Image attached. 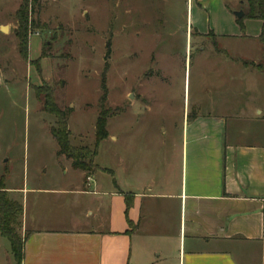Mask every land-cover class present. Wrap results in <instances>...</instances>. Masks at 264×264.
<instances>
[{
    "label": "crops",
    "instance_id": "obj_1",
    "mask_svg": "<svg viewBox=\"0 0 264 264\" xmlns=\"http://www.w3.org/2000/svg\"><path fill=\"white\" fill-rule=\"evenodd\" d=\"M237 7L245 14L242 0ZM213 35L240 48H198V91L180 114L169 108L162 131L172 142L122 146L114 172L101 177L87 178L65 159L60 175L27 174L20 187H6L23 208L21 264H264L261 33ZM208 51L216 58L211 74ZM178 128L181 144L172 136Z\"/></svg>",
    "mask_w": 264,
    "mask_h": 264
},
{
    "label": "rangeland",
    "instance_id": "obj_2",
    "mask_svg": "<svg viewBox=\"0 0 264 264\" xmlns=\"http://www.w3.org/2000/svg\"><path fill=\"white\" fill-rule=\"evenodd\" d=\"M238 1L38 0L28 18L23 57L16 18L23 0H0V177L6 187H20L27 174H62L57 167L66 158L58 155L50 132L56 120L43 112L38 88L42 94L49 89L66 113L70 145L96 153L94 174L100 177L105 169L114 172L122 146L159 147L171 141L169 133H162L169 108L180 114L184 98L198 91V48L229 46L235 52L241 41L215 42L213 33L230 39L261 33L259 21L239 25ZM187 45L192 52L186 61ZM204 58L211 74L216 58L210 51ZM104 79L107 99L102 104ZM169 97L172 105L164 103ZM102 110L108 114V138L97 143ZM175 120L180 122V115ZM172 136L181 144L179 128ZM10 249L0 237V264L12 261Z\"/></svg>",
    "mask_w": 264,
    "mask_h": 264
},
{
    "label": "trees",
    "instance_id": "obj_3",
    "mask_svg": "<svg viewBox=\"0 0 264 264\" xmlns=\"http://www.w3.org/2000/svg\"><path fill=\"white\" fill-rule=\"evenodd\" d=\"M38 0H23L16 18L19 22V32L17 37L20 41L21 54L23 57L28 51V18L37 5ZM246 6L245 16L241 20H237L239 25L244 28V20H259L263 23L262 32L259 37L261 44L264 47V0H242ZM109 48V45H108ZM110 56L108 49L107 57ZM257 69H262L257 66ZM104 95L101 99L102 104L106 102L107 90L105 79L103 80ZM39 103L42 105L43 112L53 116L56 120L55 126L51 127L50 132L56 140L59 147V156L65 157L71 161L72 168L86 173L87 178L94 175L96 167L94 165V157L96 153L89 148H74L68 141L69 131L67 124V116L52 100V92L48 89L44 94L40 89L35 90ZM44 95V97H43ZM108 114L102 110L96 125V140L97 143L108 138L107 133ZM23 208L20 202L9 199L6 192L5 178L0 177V233L7 239L11 245L12 255L17 262L21 264L24 251V240L21 237Z\"/></svg>",
    "mask_w": 264,
    "mask_h": 264
},
{
    "label": "water",
    "instance_id": "obj_4",
    "mask_svg": "<svg viewBox=\"0 0 264 264\" xmlns=\"http://www.w3.org/2000/svg\"><path fill=\"white\" fill-rule=\"evenodd\" d=\"M235 16L237 19L241 20L244 18L245 14L243 11H239V12H235ZM1 30H2V32H7L8 29L6 27H2Z\"/></svg>",
    "mask_w": 264,
    "mask_h": 264
},
{
    "label": "built area",
    "instance_id": "obj_5",
    "mask_svg": "<svg viewBox=\"0 0 264 264\" xmlns=\"http://www.w3.org/2000/svg\"><path fill=\"white\" fill-rule=\"evenodd\" d=\"M88 181H89V179H88Z\"/></svg>",
    "mask_w": 264,
    "mask_h": 264
}]
</instances>
